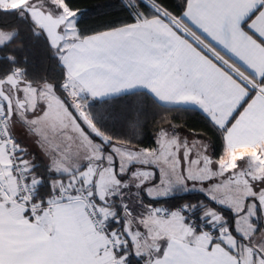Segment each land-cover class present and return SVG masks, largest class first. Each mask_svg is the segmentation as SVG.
<instances>
[{
    "label": "snow or ice",
    "instance_id": "obj_1",
    "mask_svg": "<svg viewBox=\"0 0 264 264\" xmlns=\"http://www.w3.org/2000/svg\"><path fill=\"white\" fill-rule=\"evenodd\" d=\"M0 264H264V0H0Z\"/></svg>",
    "mask_w": 264,
    "mask_h": 264
},
{
    "label": "trees",
    "instance_id": "obj_2",
    "mask_svg": "<svg viewBox=\"0 0 264 264\" xmlns=\"http://www.w3.org/2000/svg\"><path fill=\"white\" fill-rule=\"evenodd\" d=\"M92 2H94V0H82V3L84 6H87V5L91 4ZM189 124H190V126H197L198 121L189 119Z\"/></svg>",
    "mask_w": 264,
    "mask_h": 264
}]
</instances>
